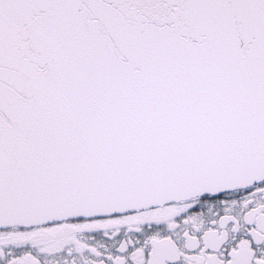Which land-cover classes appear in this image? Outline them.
Here are the masks:
<instances>
[{
	"label": "snow or ice",
	"instance_id": "snow-or-ice-1",
	"mask_svg": "<svg viewBox=\"0 0 264 264\" xmlns=\"http://www.w3.org/2000/svg\"><path fill=\"white\" fill-rule=\"evenodd\" d=\"M0 264H264V0H0Z\"/></svg>",
	"mask_w": 264,
	"mask_h": 264
}]
</instances>
